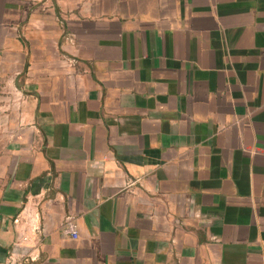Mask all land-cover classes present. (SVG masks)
I'll use <instances>...</instances> for the list:
<instances>
[{
  "label": "crops",
  "instance_id": "0c3cea01",
  "mask_svg": "<svg viewBox=\"0 0 264 264\" xmlns=\"http://www.w3.org/2000/svg\"><path fill=\"white\" fill-rule=\"evenodd\" d=\"M21 253L264 264V0H0V264Z\"/></svg>",
  "mask_w": 264,
  "mask_h": 264
},
{
  "label": "built area",
  "instance_id": "2783aa9c",
  "mask_svg": "<svg viewBox=\"0 0 264 264\" xmlns=\"http://www.w3.org/2000/svg\"><path fill=\"white\" fill-rule=\"evenodd\" d=\"M64 227L65 230L69 233H71L73 236H78V223L76 222V220L74 219L73 216L71 215H67L66 216V220L64 223ZM24 253H21L20 257H11V259L8 261V264H25V259H27L26 257H24Z\"/></svg>",
  "mask_w": 264,
  "mask_h": 264
}]
</instances>
